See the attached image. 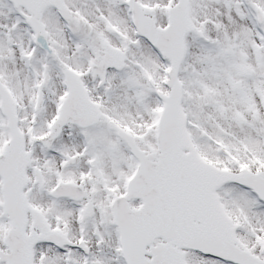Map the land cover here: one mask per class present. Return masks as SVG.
I'll return each mask as SVG.
<instances>
[{
	"label": "snow or ice",
	"instance_id": "6c2138e0",
	"mask_svg": "<svg viewBox=\"0 0 264 264\" xmlns=\"http://www.w3.org/2000/svg\"><path fill=\"white\" fill-rule=\"evenodd\" d=\"M0 264H264V0H0Z\"/></svg>",
	"mask_w": 264,
	"mask_h": 264
}]
</instances>
